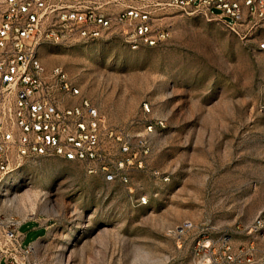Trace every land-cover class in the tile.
<instances>
[{
    "label": "rangeland",
    "instance_id": "obj_1",
    "mask_svg": "<svg viewBox=\"0 0 264 264\" xmlns=\"http://www.w3.org/2000/svg\"><path fill=\"white\" fill-rule=\"evenodd\" d=\"M171 21L156 46L105 34L40 50L81 89L71 101L89 99L137 156L122 167L128 182L58 156L28 158L6 178L0 212L23 223L35 264H189L194 233L179 249L175 226L264 219V33L242 37L205 13Z\"/></svg>",
    "mask_w": 264,
    "mask_h": 264
},
{
    "label": "built area",
    "instance_id": "obj_2",
    "mask_svg": "<svg viewBox=\"0 0 264 264\" xmlns=\"http://www.w3.org/2000/svg\"><path fill=\"white\" fill-rule=\"evenodd\" d=\"M176 12L205 13L242 37L264 33V0H0V185L36 156L82 162L108 181L128 182L122 167L137 152L126 133L107 125L89 99L71 101L81 89L64 67L46 69L40 50L48 41L105 34L120 35L132 49L156 46L172 36ZM258 45L264 50V40ZM110 140L123 153L116 164ZM22 225L0 212V264H35ZM193 233L189 264H264L261 216L225 227L185 220L170 230L179 249Z\"/></svg>",
    "mask_w": 264,
    "mask_h": 264
},
{
    "label": "bare ground",
    "instance_id": "obj_3",
    "mask_svg": "<svg viewBox=\"0 0 264 264\" xmlns=\"http://www.w3.org/2000/svg\"><path fill=\"white\" fill-rule=\"evenodd\" d=\"M25 200V199H24Z\"/></svg>",
    "mask_w": 264,
    "mask_h": 264
}]
</instances>
